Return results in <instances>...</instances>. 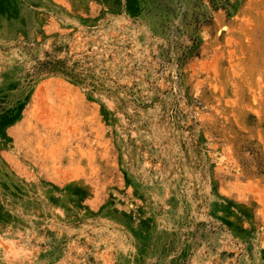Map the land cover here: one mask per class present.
I'll return each instance as SVG.
<instances>
[{
	"label": "rangeland",
	"instance_id": "obj_1",
	"mask_svg": "<svg viewBox=\"0 0 264 264\" xmlns=\"http://www.w3.org/2000/svg\"><path fill=\"white\" fill-rule=\"evenodd\" d=\"M203 1L0 0V264H264V0Z\"/></svg>",
	"mask_w": 264,
	"mask_h": 264
},
{
	"label": "trees",
	"instance_id": "obj_2",
	"mask_svg": "<svg viewBox=\"0 0 264 264\" xmlns=\"http://www.w3.org/2000/svg\"><path fill=\"white\" fill-rule=\"evenodd\" d=\"M180 0H142V5L147 12L152 9H156L159 12L162 20L170 19L171 16H175V10L180 9ZM214 9H234L244 0H208ZM141 4L140 0H127V6H131L136 9L138 4ZM132 9V8H131ZM207 7L203 0H192L191 9H185L181 15V24L195 34L198 27L208 20H211V16L206 10ZM164 27V26H163ZM165 28V27H164ZM193 44L196 45V36L191 39ZM52 70V69H51ZM54 72V71H50Z\"/></svg>",
	"mask_w": 264,
	"mask_h": 264
}]
</instances>
